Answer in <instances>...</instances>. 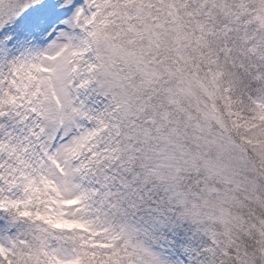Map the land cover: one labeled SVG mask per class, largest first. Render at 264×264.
<instances>
[{
	"label": "snow or ice",
	"instance_id": "1",
	"mask_svg": "<svg viewBox=\"0 0 264 264\" xmlns=\"http://www.w3.org/2000/svg\"><path fill=\"white\" fill-rule=\"evenodd\" d=\"M0 264H264V0H0Z\"/></svg>",
	"mask_w": 264,
	"mask_h": 264
}]
</instances>
